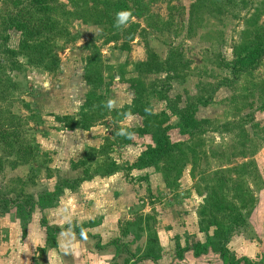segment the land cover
<instances>
[{
	"label": "rangeland",
	"instance_id": "obj_1",
	"mask_svg": "<svg viewBox=\"0 0 264 264\" xmlns=\"http://www.w3.org/2000/svg\"><path fill=\"white\" fill-rule=\"evenodd\" d=\"M18 1L15 8L0 0V33L9 21L7 45L13 49L20 40H29L27 30L16 25L33 2ZM121 1L131 10L126 20L113 12L115 0H95L98 14L85 24L81 2L74 8L68 0H56L59 10L49 4L47 15L66 28L49 40L59 59L52 74L27 66L12 71L0 54V134L12 132L16 144L24 140L38 147L37 160L32 157L28 165L12 170L16 155L0 142V264H222L218 252L236 260L256 242L264 252V53L244 69L231 67L236 52L244 55L259 48L260 41L264 45V0ZM86 7L92 9L91 0ZM74 11L76 17L67 14ZM39 18H31L34 27L29 24L33 40ZM89 42L103 64V86L86 109L97 120L88 131L67 130L52 115L75 116L86 103L90 87L83 75L92 52L86 48ZM146 62L149 66L136 67ZM130 78L144 84L142 99L151 114L169 117L164 126H175L178 117L163 95L177 112L194 107V119L206 121L203 133L192 137L178 128L167 132L171 143L197 144L193 173L189 160L174 180L175 188H168L153 168H129L146 146H153L150 135L133 134L129 145L119 142L125 129H138L143 121L123 115L135 97L123 83ZM197 97L207 104L202 106ZM2 112L12 115L11 123L2 120ZM107 148L108 154L102 153ZM85 155L101 163L108 155L120 170L83 182L77 190L64 188L51 207H35L26 216L16 211L28 197L36 201L53 192L59 181L79 178L84 168L73 169L71 163ZM214 201L220 202L216 220L222 241L195 258L192 250L200 253L205 242L198 230L203 219L199 213ZM72 223L82 226L84 238L73 232ZM146 227L157 234L156 263L146 253ZM49 228L62 229L55 247L49 246ZM115 240L117 245H109Z\"/></svg>",
	"mask_w": 264,
	"mask_h": 264
},
{
	"label": "trees",
	"instance_id": "obj_2",
	"mask_svg": "<svg viewBox=\"0 0 264 264\" xmlns=\"http://www.w3.org/2000/svg\"><path fill=\"white\" fill-rule=\"evenodd\" d=\"M56 0H33L32 4L28 6L22 14L25 15L24 21L20 24H17L16 28L26 29L28 33V41H19L18 45L15 49L9 47L7 42L9 40L7 29L9 25V16L7 15V24L5 25V29L0 33V54L2 55L1 61L5 62L6 65L12 71H24L27 67H32L37 70L52 74L54 73L59 66V59L57 55L53 52V46L49 43L53 41L55 38L62 33L63 29L57 26L56 20L47 15L46 11H51L52 7L49 4H52L54 9H61V5L56 4ZM69 3L74 5V8H77L79 2L81 0H68ZM93 7H86L89 0H83L81 10H84L85 17L82 22L88 23L90 19V15L94 13L98 14V12L93 9L95 6V0H91ZM116 3H111L112 10L119 19L126 20L131 13V10L127 9V6L121 0H115ZM10 4L15 8L19 4L18 0H9ZM85 7V9H83ZM64 9V7H63ZM53 12V11H52ZM64 12V10H63ZM66 14V13H65ZM67 14L71 16H77V13L74 11L72 13L68 12ZM33 16L40 17L36 21L40 23L39 31L36 38L33 40L34 35L32 33V29L29 27V24H32L34 27L35 24L31 23V18ZM112 20V19H109ZM11 25H9L10 27ZM31 26V25H30ZM259 38V36H257ZM260 41V40H259ZM262 41L259 42L260 47L255 49H248L244 55L240 52H236L235 60L233 61V65L231 67L237 68L240 66V69H244L250 63L254 61H258L262 54L264 53V45L261 46ZM86 48L92 49L89 57L86 58L85 68L83 80L90 87V92L86 97V103L82 107L81 111L78 112L77 115H52L55 123L59 124L62 128L67 130H81L88 131L90 127L94 124L97 118H94L93 115L87 111L92 106L91 100L96 98L95 91L100 89L103 86L104 79L101 74L102 69V61L101 54L96 49L94 43H87ZM245 50V49H243ZM242 50V51H243ZM240 51V49H239ZM22 57L25 61L19 62L18 58ZM258 58V59H257ZM145 65L149 66V63L138 64L136 67H144ZM254 66H257L255 63ZM123 83L129 85V88L134 92L135 97L132 101L131 105H127L123 109V115H138L143 119L142 126L138 129H125L124 135L120 138V144L129 145L131 144V136L133 134H137L139 136L150 135L153 146H146L145 151H143L137 160L130 165V169L141 170L146 168H153L156 173L161 174L166 180L165 184L168 188H171L174 185V180H176L181 172L183 167L191 161V174L195 168L196 157H195V148L197 144L189 145L186 142H177L171 143L169 141V137L167 132L170 129L178 128L179 131L183 135H188L192 137L195 133L201 134L203 130L200 128L206 123L205 120H196L193 115L195 113L194 107L191 110H181L177 112L173 107V101H170L166 95L161 96L163 100L166 101L167 106H170L172 109V114L178 117V123L175 126L163 124L169 119L167 115L161 113L160 115H152L150 112V108L147 104L143 102V93L145 91L144 84L139 81L137 78L133 79H124ZM167 89L165 90V92ZM164 92V93H165ZM159 95V94H158ZM197 102L202 103V106H205L207 102L201 101V98H195ZM88 107V108H86ZM93 113V112H92ZM4 119L8 120L11 123L13 117L9 113L6 115V112H2ZM34 117V115H32ZM5 122V121H4ZM40 124V121L36 122ZM35 124V125H37ZM19 128V127H18ZM16 129L19 131V129ZM17 136L14 133H3L0 134V142L3 145L5 150H9L8 154L14 152L16 157L10 164V169H15L18 166L28 165V160H32L33 157L35 160L38 159V156L35 154L38 147L29 145V143H25L24 140H18V144H16ZM190 139V138H189ZM191 140V139H190ZM110 149H106V153L108 154ZM46 154L40 155V157H45ZM105 159L102 161H92L90 159V155H85L83 160L78 161L76 163H71L73 169L84 168L82 174L79 178L69 181V180H61L56 184L53 192H44L38 196L36 201H28L31 200L28 197L25 201L22 202V205L17 204L16 211H19L21 214L25 213V216L31 212L35 207L40 208V210L45 207H51L56 204L58 197L62 194L64 188L68 190H77L79 186L83 182L91 181L95 177L99 178H107L117 171H119V167L116 162L105 155ZM41 167L44 168V171L49 174V169L44 162H42ZM174 174L172 180H169V177ZM173 181V182H172ZM176 184L174 185L175 188ZM212 198H214L212 196ZM215 199V198H214ZM5 202L8 200L3 199ZM207 201V200H206ZM29 202V203H28ZM28 203V204H27ZM220 202L214 201L210 204H206L203 209L200 211L199 216L202 215L203 219H200L198 224L199 232L204 234L205 242L201 246V252L198 253L192 250L195 258L199 256H204L209 253L211 248L214 245H220L222 241V230L219 222L216 220V215L219 212ZM209 216V217H208ZM134 224H132L133 226ZM73 232L78 235L80 238H84L85 236L82 233V226H76L74 223L71 224ZM214 227L212 234H209L210 228ZM147 234V255L150 260H153L155 263L158 262L160 255V246H158V239L155 230H152L146 227ZM62 229L58 228H49L48 229V241L50 247H55V236L60 233ZM118 241L115 240L110 244H116ZM188 245H186L187 248ZM190 250V247L189 249ZM43 251V250H41ZM181 252L178 253V257ZM222 264H263L264 263V252L262 253L258 262H253L245 257H240L236 260L230 258L227 254L218 252L217 253ZM147 258V256H145Z\"/></svg>",
	"mask_w": 264,
	"mask_h": 264
},
{
	"label": "crops",
	"instance_id": "obj_3",
	"mask_svg": "<svg viewBox=\"0 0 264 264\" xmlns=\"http://www.w3.org/2000/svg\"><path fill=\"white\" fill-rule=\"evenodd\" d=\"M261 240H264V238L262 239L261 238ZM251 249H249V247H246L245 248V250H247L249 253L246 255V256H241V257H245V258H247V259H249V260H251L252 261V259H250V258H253L254 260H255V262H258L259 261V259H260V257H261V255H262V253H261V251H260V247H261V245H260V243L259 242H256V243H254V244H251ZM263 252V251H262ZM252 254H254V257H256V256H258L257 258H254V257H252V256H250V255H252ZM254 262V261H253ZM264 264V263H263Z\"/></svg>",
	"mask_w": 264,
	"mask_h": 264
}]
</instances>
